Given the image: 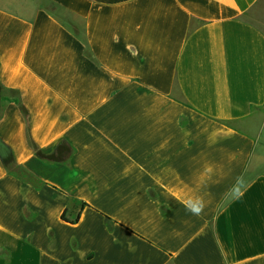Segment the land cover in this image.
I'll return each instance as SVG.
<instances>
[{"label":"crops","instance_id":"1","mask_svg":"<svg viewBox=\"0 0 264 264\" xmlns=\"http://www.w3.org/2000/svg\"><path fill=\"white\" fill-rule=\"evenodd\" d=\"M0 89V264H264V0H0Z\"/></svg>","mask_w":264,"mask_h":264},{"label":"clouds","instance_id":"2","mask_svg":"<svg viewBox=\"0 0 264 264\" xmlns=\"http://www.w3.org/2000/svg\"><path fill=\"white\" fill-rule=\"evenodd\" d=\"M185 208L194 215H199L202 213L205 204L201 199H189L184 201Z\"/></svg>","mask_w":264,"mask_h":264},{"label":"rangeland","instance_id":"3","mask_svg":"<svg viewBox=\"0 0 264 264\" xmlns=\"http://www.w3.org/2000/svg\"><path fill=\"white\" fill-rule=\"evenodd\" d=\"M0 94H3V91L0 89ZM13 95V94H12ZM258 117L261 120V117L263 119V125H262V131L260 133V140L257 144V150L262 149V147L264 146V110L259 111L258 113L254 114V117Z\"/></svg>","mask_w":264,"mask_h":264}]
</instances>
